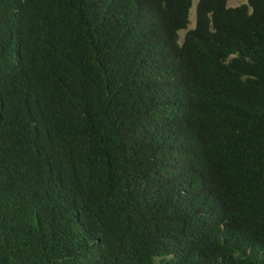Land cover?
<instances>
[{
	"label": "trees",
	"instance_id": "1",
	"mask_svg": "<svg viewBox=\"0 0 264 264\" xmlns=\"http://www.w3.org/2000/svg\"><path fill=\"white\" fill-rule=\"evenodd\" d=\"M228 1L0 0V264H264V0Z\"/></svg>",
	"mask_w": 264,
	"mask_h": 264
},
{
	"label": "rangeland",
	"instance_id": "2",
	"mask_svg": "<svg viewBox=\"0 0 264 264\" xmlns=\"http://www.w3.org/2000/svg\"><path fill=\"white\" fill-rule=\"evenodd\" d=\"M197 2H198V0H193V7H192V9H191V14H190V18H191V22H190V24H189V28H191V27H194V25H195V21H196V6H197ZM248 2V0H229L228 1V5L229 6H237V5H239V4H242V3H247ZM188 29H185V30H182L181 32H180V37H181V41L183 40V38H184V35H185V33H186V31H187Z\"/></svg>",
	"mask_w": 264,
	"mask_h": 264
}]
</instances>
